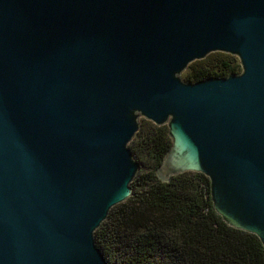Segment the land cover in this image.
<instances>
[{
  "label": "water",
  "instance_id": "water-1",
  "mask_svg": "<svg viewBox=\"0 0 264 264\" xmlns=\"http://www.w3.org/2000/svg\"><path fill=\"white\" fill-rule=\"evenodd\" d=\"M214 51L241 70L182 77ZM141 119L168 126L157 175L204 173L264 246V0H0V264H108Z\"/></svg>",
  "mask_w": 264,
  "mask_h": 264
},
{
  "label": "trees",
  "instance_id": "trees-1",
  "mask_svg": "<svg viewBox=\"0 0 264 264\" xmlns=\"http://www.w3.org/2000/svg\"><path fill=\"white\" fill-rule=\"evenodd\" d=\"M239 59L214 51L192 61L185 80L239 72ZM171 146L168 126L141 119L129 147L140 163L132 194L113 206L94 233L108 264H264V246L252 232L216 212L210 179L185 171L162 180L156 172Z\"/></svg>",
  "mask_w": 264,
  "mask_h": 264
}]
</instances>
